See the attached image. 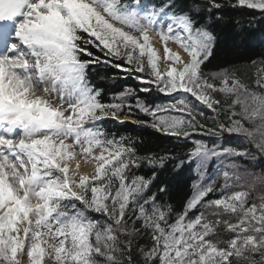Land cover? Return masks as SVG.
<instances>
[{"label": "snow or ice", "instance_id": "1", "mask_svg": "<svg viewBox=\"0 0 264 264\" xmlns=\"http://www.w3.org/2000/svg\"><path fill=\"white\" fill-rule=\"evenodd\" d=\"M236 8L264 44V0H0V264H264V59L206 71Z\"/></svg>", "mask_w": 264, "mask_h": 264}, {"label": "trees", "instance_id": "2", "mask_svg": "<svg viewBox=\"0 0 264 264\" xmlns=\"http://www.w3.org/2000/svg\"><path fill=\"white\" fill-rule=\"evenodd\" d=\"M255 14L256 20L259 21L260 17L258 13H252L250 10L236 8L230 9L228 15L225 17L224 23L221 24L218 29L219 39L218 43L215 47L213 56L210 58L208 62L206 71H215L219 67H234L238 73L242 77H247L253 71L250 67V61L256 60L260 61L264 59V44L259 43H245L244 45L237 47L233 44L232 36H233V25L238 28L240 25H243L245 28L249 27V19L251 16ZM231 21V23L229 22ZM236 21H239V24H236ZM253 27L256 28V32L254 33L255 37H259L261 30H264V22L256 23L253 22ZM101 74H103L104 70L101 69ZM111 71L114 70H109ZM98 83L109 84L111 86L116 85H129L135 86L136 82L128 79V80H117L115 82L106 80L101 77L97 78ZM143 97L144 94H140ZM135 101H132L134 103ZM158 102H167V98L163 96L158 97ZM114 131H120L121 133L128 135H143L145 140L148 143V146L153 150L159 152L163 148L172 149L176 146L178 142L170 140L169 138L160 136L157 133H153L150 129L146 131H142L138 129L135 125L131 123L125 124L123 126H115L113 128ZM233 143H238L239 141L233 138ZM193 169L195 165L192 166ZM169 168H171V164H169ZM145 170H141L140 174H143ZM197 176L195 171H190L187 167L183 168L181 176L178 179H174L171 181L170 187V196L171 200L179 207L183 201L192 194V182L196 180ZM143 243V241H141Z\"/></svg>", "mask_w": 264, "mask_h": 264}, {"label": "rangeland", "instance_id": "3", "mask_svg": "<svg viewBox=\"0 0 264 264\" xmlns=\"http://www.w3.org/2000/svg\"><path fill=\"white\" fill-rule=\"evenodd\" d=\"M170 47H172L174 50H175V45H169ZM163 67V66H162ZM86 168V167H85ZM87 169V168H86ZM87 170H90V169H87ZM198 178V177H197ZM196 178V179H197Z\"/></svg>", "mask_w": 264, "mask_h": 264}, {"label": "bare ground", "instance_id": "4", "mask_svg": "<svg viewBox=\"0 0 264 264\" xmlns=\"http://www.w3.org/2000/svg\"><path fill=\"white\" fill-rule=\"evenodd\" d=\"M84 170H87L86 168Z\"/></svg>", "mask_w": 264, "mask_h": 264}]
</instances>
